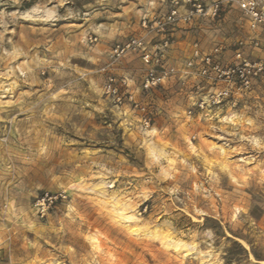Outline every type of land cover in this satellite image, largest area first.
Instances as JSON below:
<instances>
[{"label": "rangeland", "instance_id": "rangeland-1", "mask_svg": "<svg viewBox=\"0 0 264 264\" xmlns=\"http://www.w3.org/2000/svg\"><path fill=\"white\" fill-rule=\"evenodd\" d=\"M216 1L171 61L247 37L240 0ZM161 3L0 0V264H264V78L198 113L194 78L143 93L136 55L101 70ZM107 73L145 110L107 98Z\"/></svg>", "mask_w": 264, "mask_h": 264}, {"label": "built area", "instance_id": "built-area-1", "mask_svg": "<svg viewBox=\"0 0 264 264\" xmlns=\"http://www.w3.org/2000/svg\"><path fill=\"white\" fill-rule=\"evenodd\" d=\"M163 3L166 5L165 13L140 20L146 35L130 36L115 43L108 53L109 64L101 70L107 72L105 69L109 65L127 54H134L144 66L139 85L141 92L158 89L171 78L183 82L191 77L197 80L195 89L200 93L192 98L191 103L198 113L235 107L239 100L252 92L255 82L264 78V58H252L248 51L261 48L264 5L257 0L238 1V8L247 24L246 38H237L230 45L216 44L208 51L203 50L198 41H193L186 57L171 61L169 51L174 44L173 30L179 24L189 25L205 17L219 18L222 5L216 0L208 5L203 0H163ZM228 51L230 55H226ZM129 86L127 77L107 73L102 89L115 105H124L127 101L134 109L144 111V106L134 99ZM140 121L143 127H149L150 118L145 114Z\"/></svg>", "mask_w": 264, "mask_h": 264}, {"label": "crops", "instance_id": "crops-1", "mask_svg": "<svg viewBox=\"0 0 264 264\" xmlns=\"http://www.w3.org/2000/svg\"><path fill=\"white\" fill-rule=\"evenodd\" d=\"M166 12V5L161 3V9L159 11L158 14H163ZM191 24L189 25H184V24H179L174 30H173V36H174V44L171 48V50L169 51V54L170 55H174V53H177V51H181L182 48H181V42H180V39L181 37L187 33V31L181 29V28H189ZM193 26H196V25H193ZM139 30V36H144L146 35V31H144L141 27L138 28ZM261 46L264 47V31H262L261 35ZM194 41V40H193ZM189 47V45H188ZM188 47L185 49V53L188 49ZM264 50V49H263ZM179 53V52H178ZM227 55V53H226ZM264 58V57H263Z\"/></svg>", "mask_w": 264, "mask_h": 264}, {"label": "bare ground", "instance_id": "bare-ground-1", "mask_svg": "<svg viewBox=\"0 0 264 264\" xmlns=\"http://www.w3.org/2000/svg\"><path fill=\"white\" fill-rule=\"evenodd\" d=\"M146 132V131H145ZM147 133V132H146ZM131 218V217H130ZM164 244H166V243H164ZM167 244H169V243H167ZM181 252V251H180Z\"/></svg>", "mask_w": 264, "mask_h": 264}]
</instances>
